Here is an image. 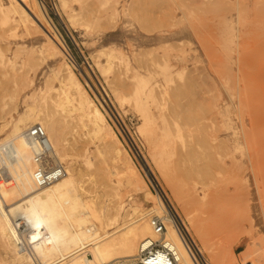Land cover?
Segmentation results:
<instances>
[{"label": "rangeland", "instance_id": "rangeland-1", "mask_svg": "<svg viewBox=\"0 0 264 264\" xmlns=\"http://www.w3.org/2000/svg\"><path fill=\"white\" fill-rule=\"evenodd\" d=\"M37 1L51 27L24 31L14 16L13 35L0 31V49L8 57L17 49L13 67L33 79L15 90L0 84L5 117L17 116L15 105L39 107L43 81L58 86L61 66H68L146 184L143 194L124 189L121 176L109 174L110 162L100 163L102 145L91 127L69 119L68 153L85 168L88 194L107 203L118 193L127 216L132 206L147 211L161 198L201 250L183 205L157 171L153 157L159 155L167 172L184 180L182 192L198 195L188 209L204 233L218 236L219 216L227 222L232 216L248 232L234 247L237 264H264V0ZM27 54L35 56L34 66L23 63Z\"/></svg>", "mask_w": 264, "mask_h": 264}, {"label": "bare ground", "instance_id": "bare-ground-1", "mask_svg": "<svg viewBox=\"0 0 264 264\" xmlns=\"http://www.w3.org/2000/svg\"><path fill=\"white\" fill-rule=\"evenodd\" d=\"M41 8L37 0H7L6 2L0 0V31L2 33L11 31L10 34L12 30L14 32L17 27L14 16L20 21L22 28H25L24 31L29 27L30 30L31 27L36 28L38 24L44 28L51 27ZM114 11V8L109 10L108 18L112 17ZM12 50L10 55L15 57L18 50ZM4 52L0 49V84L7 83L5 85L8 86L9 83V86L13 85V87L32 86L33 79L28 70L14 68L12 57H8ZM24 61L34 66L35 56L27 54L23 63ZM61 71L63 74L58 86H53L49 80L43 81L38 94L39 107L27 103L28 107L19 110L15 105L12 110L17 116L14 117L11 114L7 118L3 113L4 107L0 106V166L6 170L5 182L0 191L3 199V202L0 201V264H135L139 242L154 235L151 226V218L154 215L165 216L168 220L167 236L179 249L181 255L179 264H192L170 221L169 210L166 207V204L171 206L170 203L157 197L156 201L147 206L149 207L147 211L132 206L131 209L128 208L132 213L127 216V210L124 209L126 212L124 214L121 204L123 198L118 193L115 192L112 198L104 203L100 195H89L82 186L85 181L82 178L85 168L68 153V150L72 149L65 133V126L69 119L70 121L77 119L80 121L79 125L91 127L93 134L97 135L99 144L102 145V149L99 148V144L97 147L98 153H103L104 156L103 159H99L100 163L105 165L110 162L112 168L109 174L121 176L124 189L132 190L135 194H143L146 190L145 182L138 176L133 164L125 157L119 139L108 129L104 114L98 105L91 100L75 73L68 66H61ZM32 95L31 93L30 96ZM3 97L1 96V101ZM3 103L1 105H4ZM34 124H40L47 135L53 150L52 163H60L65 171L59 179L41 187H36L33 183L32 153L23 139V131ZM143 130V127L140 128L141 132ZM173 135L180 137L178 128ZM84 159V162H87L89 158L84 157ZM234 159L235 157L229 162L230 165L226 164L231 166V162H235ZM153 160L160 177L183 205L186 219L200 241L201 250H198L193 242L199 255L206 261L203 255L205 254L214 264H237L234 247L248 235L242 223L232 220L230 215L231 221H224V218L228 216L220 215L219 219L222 223L218 228L221 233L216 237L207 236L204 233L203 223L198 221L188 209L189 198L198 195L187 190L182 192L185 186L184 180L175 178V176L178 177L177 174L174 176L167 172L163 158L155 154ZM221 164L229 168L228 165L225 166L224 160ZM130 192L127 194L130 195ZM130 197L132 196H129V199ZM122 212H124L123 215H121ZM177 216L180 219L178 214ZM19 219H22L21 232H25V243L16 236L15 224ZM181 223L183 225L182 221ZM184 229L186 230L185 227ZM241 257V259L238 258L239 262L245 258ZM248 262L253 264L251 261Z\"/></svg>", "mask_w": 264, "mask_h": 264}, {"label": "built area", "instance_id": "built-area-1", "mask_svg": "<svg viewBox=\"0 0 264 264\" xmlns=\"http://www.w3.org/2000/svg\"><path fill=\"white\" fill-rule=\"evenodd\" d=\"M23 139L32 153L33 171L32 180L36 187L47 185L64 175V168L60 163H52L53 153L47 135L40 124H34L23 131ZM9 149V148H7ZM6 170L0 166V191L5 182ZM0 201L3 202L0 192ZM169 210L172 226L176 231L178 239L192 264H207L199 255L197 248L184 229L174 209L166 204ZM165 214V213H164ZM167 214V213H166ZM167 222L165 216L154 215L151 218V226L154 235L142 239L137 247L135 264H179L181 255L176 243L167 236ZM22 219L15 224L16 236L24 243V234L21 232ZM21 244V243H19ZM243 264H252L245 262Z\"/></svg>", "mask_w": 264, "mask_h": 264}]
</instances>
